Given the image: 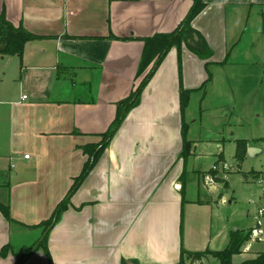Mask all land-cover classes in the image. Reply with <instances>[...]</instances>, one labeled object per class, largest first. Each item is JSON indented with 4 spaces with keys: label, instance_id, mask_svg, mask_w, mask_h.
Returning a JSON list of instances; mask_svg holds the SVG:
<instances>
[{
    "label": "crops",
    "instance_id": "crops-1",
    "mask_svg": "<svg viewBox=\"0 0 264 264\" xmlns=\"http://www.w3.org/2000/svg\"><path fill=\"white\" fill-rule=\"evenodd\" d=\"M204 2L191 24L204 34L211 53L200 55L184 44L172 46L139 104L129 110L49 232V254L40 248L25 264H122L123 259L178 264L183 249L188 253L213 250V238L208 244L205 241L207 248L195 250L183 235L186 204L208 203V191L212 194L216 186L207 182L205 171L202 177L208 188H200L197 201L195 192L187 198L188 178L200 172L194 165L192 172L189 167L199 155L200 142L188 138L191 152L185 156L182 129L186 124L190 130L193 103L202 104L215 85L213 66L228 69L254 63L238 53L234 61L230 59L249 32L252 17L264 35V0ZM193 3L0 0V14L14 27L39 36L25 43L22 57L0 53L4 62L0 171L7 167L0 173V202L10 207L9 218L0 210V252L12 248L0 256V264H15L18 254L39 241L42 223L51 218L74 179L93 160L92 147L111 127L119 106L153 68L150 63L139 75L144 39L176 31ZM255 62L260 65L258 80L252 66L243 69L247 79L251 75L257 82L253 90L264 84V59ZM182 88L191 91L184 112ZM216 145L220 151L222 143ZM219 200L225 201L222 195ZM232 233L226 227L214 238L224 236L228 246Z\"/></svg>",
    "mask_w": 264,
    "mask_h": 264
},
{
    "label": "rangeland",
    "instance_id": "rangeland-1",
    "mask_svg": "<svg viewBox=\"0 0 264 264\" xmlns=\"http://www.w3.org/2000/svg\"><path fill=\"white\" fill-rule=\"evenodd\" d=\"M249 27V32L245 33L230 60L234 61V57L238 53V57L245 59L246 62L250 58L254 59L252 61L254 63L230 65L228 69L213 66L210 69L215 72V85L202 104L198 101L193 103L194 118L189 120L190 130L186 132L187 138L199 139L200 142L196 148L199 155L196 160L192 158L189 164L190 171L194 169V165L200 172L194 178L193 174L188 178L190 173H187V198L191 199L195 192L193 200H198L197 193L200 188L204 190L205 186L202 174L205 171L209 172L217 161L220 166L217 177L224 180V182L220 180L214 182L216 188L211 189L212 194L208 191V203L203 201L193 206L186 204L184 208L183 235L187 244L192 247L190 249L196 250L198 247L203 250V248H207L204 247V244H208L212 238L211 249H225L228 240L224 242L222 235L216 239L214 237L218 230H225L226 227H229L231 232H235V229L238 228L241 235H245L258 224L261 228V232L256 237H251L243 244L241 253L233 255V264H241L243 261L251 259L253 254L257 257L264 252V214L258 213L259 209L264 207V183H262L264 180V152L259 154L248 152L243 161H239L236 157L238 139H246L249 147L264 148V84L253 90L251 86L256 85L257 82L250 79L251 75L248 80V74L245 73L248 67L252 66L253 72H255L254 79H256V72H259L260 65L255 61L264 59V35H262L263 33L259 34V27L255 24L253 17ZM250 44L253 45L252 51ZM245 52L246 55H244ZM2 60L0 55V71L4 69ZM199 95L201 94L199 93ZM193 119L197 120L194 122ZM101 141L103 142V137H101ZM217 142L222 143L220 151L216 145ZM221 153L224 155L220 157ZM225 164L229 168H225ZM6 168L4 165L0 173L6 171ZM4 180L5 177L2 178L3 183ZM193 186L195 190L192 188ZM221 195L225 201L219 200ZM186 246L188 247V245ZM246 249L249 251L244 252ZM184 262V264H189V257H185ZM203 264L222 263L219 257L209 254L204 258Z\"/></svg>",
    "mask_w": 264,
    "mask_h": 264
},
{
    "label": "trees",
    "instance_id": "trees-1",
    "mask_svg": "<svg viewBox=\"0 0 264 264\" xmlns=\"http://www.w3.org/2000/svg\"><path fill=\"white\" fill-rule=\"evenodd\" d=\"M193 6L190 9V13L188 14L187 18L180 24L176 31L170 33H160L155 36L147 37L144 39L145 42V49L144 54L141 61V67L139 71V75L144 72V70L150 65V63H154L153 68L150 72L144 75V78L141 80V83L136 87V89L131 93V95L122 102L119 106L116 119L111 124V127L108 131L102 134L103 142L101 141L98 145H94L92 147V152L94 155L93 160H89L84 167V171L75 179L74 184L72 185L71 190L67 194V196L61 201L57 209L55 210L54 214L48 220L44 221L41 226L44 227V232L42 237L34 243L32 246L25 248L20 254H18L19 259L16 261L15 264H25L32 254H34L40 248L48 251V235L51 229L55 226L57 221L60 219L62 212H64L70 203L71 196L78 190V186L80 183L86 178L89 174L91 169L94 167L97 160L100 156L104 153L105 149L109 145L112 137L115 135L114 133L117 129L121 126L124 122L126 115L128 114L129 110L135 107L140 102V96L143 92L146 85L149 83L148 81L152 78L155 74L158 67L161 65V61L165 58L167 53L173 48L172 46H179L184 44L190 49L192 52H196L200 55H208L211 53V47L208 44V41L204 34L197 28L192 26V21L197 16L202 9L205 7L204 0H193ZM263 32H264V12H263ZM39 38L38 35L31 33L29 31L24 30L23 28H16L14 25L7 19V17L3 14H0V53L5 55H19L22 57L23 55V48L27 41L34 40ZM206 85V84H205ZM204 85V86H205ZM203 86V87H204ZM190 90H186L182 88L180 98H181V109L182 112L186 110L190 102ZM187 130L188 126L186 124L183 125V135H184V155H189L191 152V145L192 142L187 138ZM237 152L236 157L239 161H243L248 153V141L246 139H238L237 140ZM224 154L221 153L220 157ZM213 168L207 172L206 174H210L214 177V182L217 180L223 181V179L219 177H215L216 173L219 172V161L215 162L212 166ZM248 176V175H246ZM228 186L227 183H225ZM0 210L9 218L10 217V207L4 205L0 202ZM259 227V225L257 226ZM255 228V227H253ZM252 228V229H253ZM248 231L245 235H241L239 230L233 232L231 242L229 245L223 250H210L205 249L200 252H186L184 249L181 252L182 258L178 264H184L185 262V255L188 254L189 257V264H196L200 263L203 264L204 258L212 254L216 257H219L222 264H233L232 257L235 253H241V248L243 244L248 241L251 237V232ZM11 245L6 246L0 252V256L5 257L8 252L10 251ZM122 264H138L137 260L131 259L126 260L123 259ZM241 264H264V252L259 254V256L248 259L243 261Z\"/></svg>",
    "mask_w": 264,
    "mask_h": 264
},
{
    "label": "built area",
    "instance_id": "built-area-1",
    "mask_svg": "<svg viewBox=\"0 0 264 264\" xmlns=\"http://www.w3.org/2000/svg\"><path fill=\"white\" fill-rule=\"evenodd\" d=\"M24 97H26V95H24L23 98H24ZM25 157H26V158H29V157H30V154H25ZM224 166H225V168H229V166H228L227 164H225ZM219 168H220V167H219ZM216 176H217V174L215 175V177H216ZM206 178H207V182H208V183H210V184H211V183H214V180H213L214 177H213L212 175L208 174V175L206 176ZM262 183H264V180H263ZM263 192H264V187H263ZM258 213H259L260 215L264 214V207L260 208ZM258 223H260V221H258ZM258 225H259V224H258ZM260 232H261V228H259V227H255V228L252 229V232H251L250 235H251L252 238H254V237H256L257 234L260 233ZM251 237H250V238H251Z\"/></svg>",
    "mask_w": 264,
    "mask_h": 264
},
{
    "label": "water",
    "instance_id": "water-1",
    "mask_svg": "<svg viewBox=\"0 0 264 264\" xmlns=\"http://www.w3.org/2000/svg\"><path fill=\"white\" fill-rule=\"evenodd\" d=\"M248 152H250L251 154H259L264 152V148H259V147H255V146H250L248 147Z\"/></svg>",
    "mask_w": 264,
    "mask_h": 264
}]
</instances>
